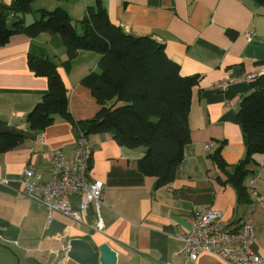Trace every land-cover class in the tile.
Masks as SVG:
<instances>
[{"label":"crops","instance_id":"1","mask_svg":"<svg viewBox=\"0 0 264 264\" xmlns=\"http://www.w3.org/2000/svg\"><path fill=\"white\" fill-rule=\"evenodd\" d=\"M15 0H0L7 9ZM32 11L64 9L81 35L90 10L102 7L108 18L125 32L149 36L163 44L182 75H199L187 105L189 139L172 181L156 186V177L142 172L138 160L143 147L119 145L111 133L86 135L94 142L89 176L103 182L100 215L104 232L93 229L90 206L83 223L59 214L54 218L67 227L62 235L43 234L48 226L47 209L19 193L20 173L33 166L45 178L50 175L48 153L74 152L79 129L73 121L94 117L100 108L82 79L98 71L100 55L80 50L68 59L60 34L40 32L29 36L22 29L0 45V131L22 137L20 143L0 151V221L7 227L0 238V264H78L62 248L70 238H81L99 251L112 250L115 264H218L212 253L195 260L183 257L184 242L178 236L189 229L196 205L220 210L221 221L245 217L255 228L252 250L264 264V153L252 155L250 172L243 183V201L227 171L212 157L219 151L229 165L246 153L244 133L237 122L241 98L250 92L246 75L264 71V3L256 0H34ZM9 21V20H8ZM20 26L23 27L21 23ZM227 30L235 33L234 37ZM251 31L247 40L244 32ZM28 55L55 63L67 95L70 118L56 114L43 129L28 126L32 109L48 93L45 75L29 66ZM229 81L226 88L219 87ZM210 144L207 148L204 145ZM257 179L250 182L251 177ZM65 200L79 211L78 197Z\"/></svg>","mask_w":264,"mask_h":264},{"label":"trees","instance_id":"2","mask_svg":"<svg viewBox=\"0 0 264 264\" xmlns=\"http://www.w3.org/2000/svg\"><path fill=\"white\" fill-rule=\"evenodd\" d=\"M33 1L15 0L11 9L0 4V45L22 29L29 36L40 32L60 34L68 59L80 50L98 53L99 70L89 72L82 83L90 89L100 108L94 117L73 121L74 125L85 135L107 132L119 145L143 147L145 152L138 160V168L156 177V186L169 184L189 139L187 105L199 75H182L179 64L168 57L163 44L149 36L125 32L100 6L84 18L86 30L81 35L61 7L37 12L40 19L28 27L20 26V22L8 30L11 15L18 11L33 12ZM226 32L235 36L229 30ZM27 61L36 74L45 75L48 80V93L28 116L29 128H45L56 114L70 118L66 89L55 63L33 55H28ZM251 80L252 89L241 98L236 116L244 133V157L231 166L219 151L212 156L219 168L228 172L240 201L247 196L243 180L250 172L252 155L264 153V72ZM2 125L0 120V128ZM21 140L19 135L0 131V151L13 148Z\"/></svg>","mask_w":264,"mask_h":264},{"label":"built area","instance_id":"3","mask_svg":"<svg viewBox=\"0 0 264 264\" xmlns=\"http://www.w3.org/2000/svg\"><path fill=\"white\" fill-rule=\"evenodd\" d=\"M247 40L253 37L251 31L244 32ZM264 71L248 74L252 79ZM229 81H223L219 87L226 88ZM209 148L210 144H205ZM94 142L80 130L76 137L74 152L66 156L60 149L48 153L50 175L45 178L33 166H25L20 173V188L17 191L44 206L48 211L49 223L54 214L62 215L82 224L91 206L94 216L93 229L104 232L100 215L103 198V182L89 176ZM257 179L252 176L250 182ZM0 184L8 185L7 179H0ZM77 196L79 211H74L66 197ZM223 213L208 207L196 205L192 209L189 229L178 235L184 242L183 257L195 260L202 253H212L219 258L218 264H262L261 257L252 250L255 241V228L245 217L232 223L221 221ZM2 236L0 235V238ZM62 250L66 253L67 246Z\"/></svg>","mask_w":264,"mask_h":264},{"label":"water","instance_id":"4","mask_svg":"<svg viewBox=\"0 0 264 264\" xmlns=\"http://www.w3.org/2000/svg\"><path fill=\"white\" fill-rule=\"evenodd\" d=\"M40 16L36 12H15L7 22L6 28L12 30L16 23L22 22L24 27H28L37 22ZM7 222L0 221V235L2 236ZM67 224L56 218H53L44 229L43 234L48 237L60 236L63 234ZM66 256L78 264H115L116 254L112 250L99 251L93 249L88 241L81 238H70L67 241ZM36 264H43L38 261Z\"/></svg>","mask_w":264,"mask_h":264}]
</instances>
